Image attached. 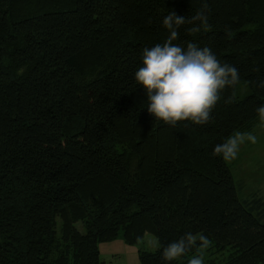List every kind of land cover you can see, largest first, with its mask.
Masks as SVG:
<instances>
[{
  "label": "trees",
  "instance_id": "1",
  "mask_svg": "<svg viewBox=\"0 0 264 264\" xmlns=\"http://www.w3.org/2000/svg\"><path fill=\"white\" fill-rule=\"evenodd\" d=\"M206 3L211 28L185 23L173 43L211 48L239 81L209 123L173 127L134 73L163 18L202 0H0V264H102L100 242L146 231L158 247L140 264H188L195 248L162 257L186 233L212 241L207 264H264L263 204L240 200L213 152L264 106V0Z\"/></svg>",
  "mask_w": 264,
  "mask_h": 264
},
{
  "label": "clouds",
  "instance_id": "2",
  "mask_svg": "<svg viewBox=\"0 0 264 264\" xmlns=\"http://www.w3.org/2000/svg\"><path fill=\"white\" fill-rule=\"evenodd\" d=\"M208 11L206 0H202L201 9L190 19L178 16L174 11L169 12L162 21L169 35L162 44L143 49V66L134 73L135 81L146 93L147 111L173 127L185 120L196 125L209 123L222 91L239 81L237 68L228 63L221 64L211 48H201L193 42H188L186 48L173 43L179 38V28L185 23L195 25L192 31H198L200 26L209 30ZM259 86L264 87V80ZM257 111L264 121V106ZM246 140L256 143V136L236 132L224 143L216 145L213 152L230 161L236 158L239 146ZM211 244L212 241L202 233H186L164 247L162 257L166 261L178 260L195 248L198 254L192 256L188 264H204V252Z\"/></svg>",
  "mask_w": 264,
  "mask_h": 264
},
{
  "label": "rangeland",
  "instance_id": "3",
  "mask_svg": "<svg viewBox=\"0 0 264 264\" xmlns=\"http://www.w3.org/2000/svg\"><path fill=\"white\" fill-rule=\"evenodd\" d=\"M260 116V115H259ZM241 133H252L256 136V143L245 141L239 146L235 159L228 161L234 178L238 196L241 201L248 204L262 203L264 208V121L259 117L258 122L249 131ZM255 200H258L256 202ZM255 205V204H254ZM254 213L255 210H253ZM263 213L262 211H260ZM76 228L82 230L80 222ZM156 235L146 231L136 242L127 243L121 232L110 241L99 243L100 259L102 264H140L138 253L140 250L153 251L158 247ZM222 255H217L220 261ZM223 256H225L223 254ZM222 256V257H223ZM204 259V264L207 261Z\"/></svg>",
  "mask_w": 264,
  "mask_h": 264
}]
</instances>
